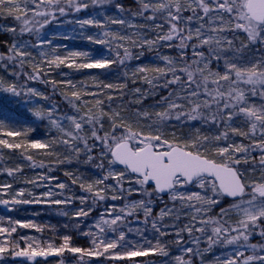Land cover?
Listing matches in <instances>:
<instances>
[{
    "label": "snow or ice",
    "instance_id": "snow-or-ice-1",
    "mask_svg": "<svg viewBox=\"0 0 264 264\" xmlns=\"http://www.w3.org/2000/svg\"><path fill=\"white\" fill-rule=\"evenodd\" d=\"M136 3L137 10L129 9L125 14L124 5L116 0H0V19L13 21L0 25V31L13 37L7 51L0 53V69L9 77L0 76V92L33 103L34 98L51 97L26 82L50 85L53 93L58 91L57 85L69 89L60 93L67 110L49 104L47 109L38 107L30 113L47 122L50 131L45 138L29 139L26 131L13 130L6 126L7 122L0 121V161L4 160L2 150H10L9 155L19 151L29 167L47 168L39 179L49 181L55 179L48 175L54 170L52 162L70 164L73 157L77 162L83 158L104 175L98 174L87 184L73 177L72 184L79 181V187L90 194L91 204L88 196L78 197L81 205L88 207L72 215L79 220L89 217L95 206H105L87 230L79 223L75 226L74 230L87 238V247L76 246L71 234H64L59 244L54 239L19 235L18 228L38 233L45 229L32 222L0 218V259L7 254L22 258L20 264H48L49 257H57L58 264H65L68 253L75 264H92V258L98 257H104L109 264H149L137 258L159 255L167 258L166 264H192V258L201 254L200 243L206 241L208 248L231 249L230 255L218 257L220 264H264V0ZM108 5L114 6L116 16L100 11L95 16L69 21L79 25L82 33L88 27L101 29L83 37L101 46L98 55L74 50L62 56L58 49L66 46L54 45L47 34H42L53 21L59 22V17L90 7L102 10ZM109 22L122 28L113 31L107 27ZM145 33H151V37ZM26 34L37 39L26 41ZM241 35L244 40L238 39ZM64 38L70 37L65 34ZM129 46L141 51L133 54ZM165 47L174 49L176 56L162 55L163 67L138 66L131 73L133 83L137 73L156 74L154 78L144 77L150 91L139 87L132 90L135 103L142 104L148 95H159L157 88L166 92L156 105L149 106L160 111L137 109L134 122L112 107V95L105 103L101 85H97L98 91H91L83 82L48 78L51 69L61 66L76 71L111 70L113 65L124 68L133 58L140 59L143 49ZM26 65L31 66V71H24ZM123 74L128 75L127 71ZM92 79L95 81L94 76ZM102 88L112 89L114 85L103 84ZM140 120L147 123V132ZM173 121L190 128L197 122L217 131L209 136L197 128L194 135L177 137L173 133L169 139L165 130ZM237 121H242L246 130ZM231 137L249 143H229ZM257 150L258 161L253 155ZM45 157L50 164H45ZM21 171V165L6 168L0 163V172L10 177ZM110 180L113 183H108ZM55 187L65 190L68 186L57 182ZM11 188V184L0 185V192L9 195ZM58 195L63 191L58 194L49 188L30 200L24 199L25 192L20 190L9 199L0 198V205L11 211L9 206L18 204L74 203L72 197L55 198ZM133 195L142 198L132 200ZM165 196L171 206L164 202ZM109 200L128 202L117 205L108 204ZM156 200L164 202L158 216L153 215ZM225 202L227 206H222ZM166 218L171 223H166ZM185 234L190 238L187 241ZM169 236L173 237L171 243L165 239ZM254 237H259L257 243L252 242ZM171 246L179 253L174 257Z\"/></svg>",
    "mask_w": 264,
    "mask_h": 264
},
{
    "label": "trees",
    "instance_id": "trees-1",
    "mask_svg": "<svg viewBox=\"0 0 264 264\" xmlns=\"http://www.w3.org/2000/svg\"><path fill=\"white\" fill-rule=\"evenodd\" d=\"M116 2H119V3L124 5V7L126 9L125 14H127V10H129V9L132 12H135L137 10V7H138L136 0H116ZM95 11H99V12L105 11L108 13V16L109 15L114 16L113 13L115 11V8L112 5H108L102 10L90 7L89 9L82 11L80 13L71 14L67 17H59V22L62 20H65V19H70V18H73V19L82 18L83 19V18H85V16L87 14L94 13ZM100 19H105V17H101ZM57 23L58 22L53 21L51 24H49L42 31L49 30L52 26H54ZM137 23H141V21L139 19H137ZM107 27L111 28L113 31L122 28L121 25L110 24V22L107 24ZM100 31H101V29H98L96 27H88L87 30L83 33L81 32V34L78 37L70 36V38L65 39L63 34H58V36L55 37L52 41H53L54 45L66 46V47H60L58 49L59 54L62 56H66V55H68V52L74 51V50H81V51L89 50L91 55H96V53L100 52V50L98 49L99 48L98 45H95V44L88 42L83 37L96 34ZM145 35H149L151 37V33H145ZM30 37L31 36L26 34L23 36V39L24 38H30ZM152 38H154V37H152ZM238 39L244 40V36L241 35ZM12 41H13V37L10 33L6 32V31L0 33V43L9 45L12 43ZM129 47H130V50L133 52V54L141 51V49H139V48L132 47V46H129ZM2 51H5V49L2 48ZM167 51H169V53L173 57L176 56V51L174 49H168ZM191 55H192V53H191V51H189L188 56H191ZM161 65H162V62L157 57V50L155 48H153L151 50H149L148 48H145V49H143V55L140 57V59L133 58L131 61H129L127 63V65L124 68H120L117 65H113L111 70H107V69H85V70H81V71H76L74 69H69L67 67L61 66L59 69L55 68L56 70L53 73H50L48 78L49 79H55L57 81H61L62 75H60V73H66L67 76H69L71 78V80H73V82H75L77 84H79L80 82H83L88 87V89L91 91H94V90L98 91L97 86H96L98 84L101 85V87L103 84H108V83H111L114 86L115 85L120 86L121 84H126L127 87L121 88L118 91H115L112 89L111 90L103 89L102 91H105V92H103L104 95L101 98L104 99L105 103L107 104L108 103L107 96L112 95L113 96L112 107L115 108L116 110L121 111L125 116H128L129 122H134L135 117H134L133 113L137 109L143 108V109L149 111L150 113L155 112V111H160L161 110L160 108H153V107H149V106L150 105H156L160 101V96L166 95V92H163L159 88H157L156 91L159 93V95H156V96L148 95V97L143 100L142 104L135 103L136 96H134L132 94V90L139 87L142 89V91H150L151 86L145 82L144 77L146 76L147 78H154L156 74L151 72V71H149L145 74L137 73L138 78H136V82L133 83V77H132L131 73L138 66H144V67H147L149 69H152V68H155L157 66L163 67ZM125 71H127V73H128L127 76H125L123 74ZM2 73H4V71L2 69H0V76L2 75ZM93 76L95 77V81L92 79ZM93 85H95V87H93ZM57 88H58V91H61V90L63 91V89H66V90L68 89L63 85H57ZM89 99H91V97H89ZM129 102H131L130 107H129ZM2 112L3 111L0 109V121L7 122L6 126L11 127L13 130L26 131L28 136H29L28 137L29 139L30 138L31 139L45 138L46 134L50 131L49 127H47L46 123H44V122L29 125V124H25L22 120H20V117H18L17 114L13 111L11 113H8V115L6 114V117H4V114ZM7 116H11L8 119L9 122L7 121ZM236 123L239 124L243 129V122L242 121H237ZM139 124H140V126H142L144 128V130L148 129L147 123L144 120H140ZM25 126H27V128ZM106 127H107V125H106ZM134 127H135V124H134ZM197 128L200 129L201 134L209 135V136L214 135L217 131L216 128H211L207 125H203V124L197 123V122H193V126L191 128L187 125L181 127V126L177 125L175 121H173L172 126L167 128L165 131H166V134L173 135V133H175V135L177 137H182V136H187L190 134L194 135ZM243 130H246V129H243ZM145 132H146V130H145ZM231 138L235 139V141H237V142L243 140V143H245V144L249 143L246 139H243L240 137H231ZM15 139H20V138H15ZM2 151H3V155H4L3 161H4L5 165L8 168L9 167H11V168L16 167L15 164L19 163V161L21 159V157L19 155V151H16L12 155L8 154L10 151L8 149H4ZM253 155L256 156V159L258 161L259 151L257 150L255 153H253ZM43 159H44V162L46 165L50 164L49 158L45 157ZM72 160H73V162L70 164H55L54 162L51 163V167H53V169H54V175H57L58 177H60V181H55L54 184H56L57 182L65 183L68 186L65 190L68 191L69 196L71 195L76 200L81 195L82 196H88V198H89L88 200H91L90 194L85 192L84 190H82L79 187V181L77 184H72L73 177H76L75 174L78 173L75 170H80V172H81L80 178L83 180V182L85 184H87L91 181H94L97 177V174H101V173H97V170H96L94 164L86 163L83 158H81V160L79 162H77L74 157L72 158ZM32 169L33 168H31V170ZM65 172H69L72 175L66 176ZM19 173H16L15 176L13 177L14 180H12V184H14L16 186V188H18L20 186V184L17 183L18 178H20V176H21ZM31 173H33L34 176H37V177L39 175L42 176V175L47 173V168H34ZM26 179H27V177H26ZM108 183L111 184V183H113V181L110 180V181H108ZM131 198L136 199V198H141V197L137 196V195H133ZM167 198L168 197L165 196L164 200H167ZM76 200L74 202H75L76 206H79L78 205L79 202ZM222 206H227V202H225ZM13 208H14L13 210L8 211V209H6L4 206L0 205V218L4 219L6 221L9 217H11L13 220H20L21 221V220L25 219L24 215L26 214V212L28 210H31V211L35 212V215H33V218H35L37 223L45 229V231L43 233H38V232H36L35 229L18 228L19 235L43 237L46 240L47 239H54L55 242L57 244H59L60 238L64 234H71V235H73V243L76 246H82V247L88 246L87 239H83V237L80 235L78 230L72 229L74 226H76L75 225L76 223L72 222L73 219H72V221H70L71 223L67 222L68 223L67 228H63V224H62L63 222L62 221L64 219L54 217L49 212V210H47L46 208H43V207L31 208L30 207V209H28L27 207L24 206V204L15 205ZM159 209H160V206L157 205L154 208L153 215H155ZM42 210H45V211L42 213ZM217 211H218V209H217ZM141 219L143 220L142 215H141ZM65 222H64V224H66ZM165 222L171 223V221L168 220L167 218H166ZM42 224H45V225L43 226ZM46 224H49L50 228ZM142 226H143V224H142ZM68 228H70V229H68ZM57 233H59V235H57ZM165 239H167V240L169 239V242L171 243L173 237L169 236V237H165ZM258 241H259V237H254L252 240L253 243H257ZM206 249H208V250L205 251V248H201V254L199 256H195L192 258V264H220V263H218V259H217L219 257V254L217 253L219 248L214 246L212 248L207 247ZM169 250L173 256V253L175 252L176 247L171 246L169 248ZM65 256L67 257L65 264H75V262L71 258L70 254L65 253ZM21 259L22 258H13V257L5 254V256L2 259H0V264H20ZM137 259L147 261V262H149V264H151V263L160 262L161 256L156 255V256H149V257H141V258H137ZM185 259H188V256H185ZM92 263L109 264V262L106 261L104 257L92 258ZM48 264H58V258L57 257H49L48 258Z\"/></svg>",
    "mask_w": 264,
    "mask_h": 264
},
{
    "label": "rangeland",
    "instance_id": "rangeland-1",
    "mask_svg": "<svg viewBox=\"0 0 264 264\" xmlns=\"http://www.w3.org/2000/svg\"><path fill=\"white\" fill-rule=\"evenodd\" d=\"M97 12H99V11H95L94 13L87 14L85 17L95 16L97 14ZM113 14H114V16L117 15L116 9H115ZM109 16L111 17L113 15H109ZM101 17H99V18H101ZM78 19H82V18H78ZM75 20L76 19H73V18L62 20V21L58 22L59 24L58 23L55 24L49 30L42 31V34H47V37L49 39H51V40H53L55 37H57L58 34H63V35L67 34L69 37L70 36L78 37L81 34V30L79 28V25L75 24L74 22L73 23H69V21H75ZM12 23H13V21H11L10 19L9 20L0 19V25H10ZM2 32H4V31H0V33H2ZM36 39H37V37H35V36H31L30 38H24V40L29 41V42H32V41H34ZM9 46H10V44L8 45V44L0 43V53H4L5 51H7ZM98 47H99L98 49L101 51V46L98 45ZM2 48H4L5 51H2ZM168 49L169 48H167V47L161 48L159 50L156 49L157 50V57L159 58V60L161 62H162V59H161L162 55H169L170 57H173L169 53V51H167ZM45 50H47V49H45ZM98 54H99V52L96 53V55H98ZM161 66H164L163 63H162ZM55 70H56L55 68L51 69L50 73H53ZM24 71H31V66L30 65H26ZM1 76L5 77L6 79L9 78L6 75L5 72L2 73ZM61 78H62V80L71 79L67 75L66 76L62 75ZM17 79H19V77ZM21 83H25V81L21 80ZM26 83H27V86L33 87L35 89H38L40 92L47 94L48 96L51 97V99L50 100H45V99H40V98H34L33 103H25V100L23 98H16V97H13L11 95H8V94L0 92V109L3 111L2 113L4 114V117H6V114L8 115V113H11L13 111V112H15L17 114L18 117H20V120H22L25 124L31 125V124H35V123L44 122V123H46V126L48 127V124H47L46 121L38 120L34 116L30 115V113L34 112L38 107H43L44 109H47L49 104H57L60 109L67 110L68 106L66 104V101H64L63 96L60 93L64 92V91H69V89H67V90L63 89V91L61 90V91H57L56 93H53L52 90H51V86L50 85H45V84H42L40 82H26ZM93 87H95V85H93ZM119 89H121V88H120V86H117V85H115L114 88H112V90H115V91H118ZM100 90H103V88L101 87ZM109 90H111V89H109ZM94 91H97V90H94ZM103 92H105V91H103ZM88 99H89V97H88ZM10 117L11 116H7V121L8 122H9L8 119ZM25 127L27 128V126H25ZM145 130H146V132L148 131V129H145ZM52 131L54 132V130H52ZM167 135H168L169 139H171L172 136H173L171 134H167ZM190 135H193V134H190ZM8 139H15V138H8ZM232 139L233 138H231L228 142L231 143L233 140H235V139H233V140ZM30 151H33V150H30ZM34 151H36V150H34ZM0 163H2L4 165V167L8 168L5 165L4 161H0ZM15 165L16 166L17 165H21V167H22V171L19 173L21 176L19 175L20 178H18V180H17V183H19L20 186L18 188H16V186L14 184H12V180H14V178L8 176L6 173L0 172V185H4V184H11L12 185V188L10 190L9 195H3V193L0 192V198L3 197V199H9L10 195L12 193H15L17 191L23 190L25 192V196L23 198L31 200V199H34V198H39L41 196V194L44 193L45 191H48L49 188H51L52 191H54V192H56L58 194L61 193V191H63V195H58L55 198L65 199L66 197H69L68 191L60 190V189L55 187L56 184H54V182L55 181H60V177H58L57 175H54V170L51 173H48V175H50L51 177H54L55 179H52V180H49V181H42V180L39 179V177L41 175H39L37 177V176H34L33 173H31L33 169L31 170V167L28 166V162L27 161H22L20 159L19 163H16ZM75 171L78 172V173L75 174L76 177L80 178L81 177L80 170H75ZM99 175H104V173H101ZM26 177H27V179H26ZM34 180L37 182L36 184L31 183V181H34ZM125 184H126L125 187H127L128 186L127 182ZM29 192L32 193L31 196L27 195V193H29ZM141 198H136V199L131 198V199L132 200H139ZM72 199L74 201L76 200L73 197H72ZM76 201L79 202V204H78L79 206H76L75 202L73 204H71V205H54V204H49V203H29V204H24V206L27 207L28 209H30V207L31 208H33V207L46 208L47 210H49V212L54 217H58V218L64 219L62 221L63 222L62 223L63 224V228H67L66 227V225L68 226L67 222L71 223L70 221H72V219H73L72 222H74L76 224L79 223L81 228H83L84 230H87V226L90 225L92 223L93 219L95 217H97L100 214V212H102L104 210L105 206H104V204L101 203V204L95 206V210L91 213V215L89 217H86V218L85 217H81V218H79V220H77L76 218L73 217L72 213H74L75 211H77L81 207L87 208L88 204H91V200H88V204H85V205H81L79 199H77ZM127 202L128 201H121V200L111 201L110 200V201H108V204H113L114 203V204L119 205L121 203H127ZM164 202H167L168 205L171 206V202L168 200V198H167V200H164ZM164 202H161L159 200L154 201L153 202V208H155L157 205H159L160 209H161L162 207H164ZM2 206H4V205H2ZM9 207H12V210L14 209L13 208L14 206H9ZM160 209L156 212V214L154 216H156V215L158 216L159 215ZM44 211L45 210H42V213ZM64 211H67L69 213V215L68 216L61 215V213L64 212ZM153 213H154V211H153ZM33 215H35V212L31 211V210H28L26 212V214L24 215L25 219L21 220V221L22 222H32L34 224L39 225L37 223V221L35 220V218H33ZM141 215H142V210H141ZM64 222L66 224H64ZM42 225L44 226L45 224H42ZM46 225L50 228L49 224H46ZM140 227H143L142 224L140 225ZM148 228H149L148 235H151V224H150V222H149ZM68 229H70V228H68ZM72 229H75V226ZM196 235H199V234H196ZM83 239H87V238L83 237ZM189 239L190 238L185 234V240L187 241ZM168 241H169V239H168ZM188 246H193V245L189 244ZM199 247H200V249L201 248H205L206 249L208 247L207 242L206 241H202L200 243ZM216 247L219 248L218 252H217L219 254V257L224 256V255H230V253H231V249L228 248V247H225V246H216ZM176 254H179L177 249L173 253V257ZM166 259L167 258L161 256L160 262L151 263V264H166ZM218 263H220L219 259H218ZM92 264H102V263H92Z\"/></svg>",
    "mask_w": 264,
    "mask_h": 264
},
{
    "label": "water",
    "instance_id": "water-1",
    "mask_svg": "<svg viewBox=\"0 0 264 264\" xmlns=\"http://www.w3.org/2000/svg\"><path fill=\"white\" fill-rule=\"evenodd\" d=\"M118 167H121V166H118Z\"/></svg>",
    "mask_w": 264,
    "mask_h": 264
}]
</instances>
